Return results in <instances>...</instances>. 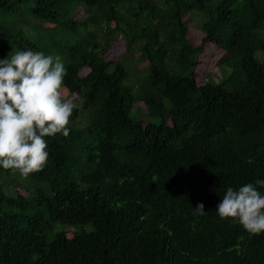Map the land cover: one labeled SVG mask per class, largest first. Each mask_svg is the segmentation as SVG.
Instances as JSON below:
<instances>
[{
    "label": "trees",
    "instance_id": "trees-1",
    "mask_svg": "<svg viewBox=\"0 0 264 264\" xmlns=\"http://www.w3.org/2000/svg\"><path fill=\"white\" fill-rule=\"evenodd\" d=\"M207 43L220 84L196 80ZM28 49L61 57L91 117L45 138L43 171L0 167V264H264V233L216 211L264 180V0H0V59ZM139 102L161 123L132 119Z\"/></svg>",
    "mask_w": 264,
    "mask_h": 264
},
{
    "label": "clouds",
    "instance_id": "clouds-1",
    "mask_svg": "<svg viewBox=\"0 0 264 264\" xmlns=\"http://www.w3.org/2000/svg\"><path fill=\"white\" fill-rule=\"evenodd\" d=\"M67 68L59 55L14 50L0 59V167L24 178L43 171L49 160L46 137H68L75 97L64 96ZM107 180V178H106ZM264 180L228 187L216 207L252 235L264 233ZM195 214L206 215L203 203Z\"/></svg>",
    "mask_w": 264,
    "mask_h": 264
},
{
    "label": "rangeland",
    "instance_id": "rangeland-1",
    "mask_svg": "<svg viewBox=\"0 0 264 264\" xmlns=\"http://www.w3.org/2000/svg\"><path fill=\"white\" fill-rule=\"evenodd\" d=\"M187 18V16H186ZM196 24L191 25L189 28V34L192 42L195 45L202 43L203 33L201 30L196 28ZM126 51V41L123 37H120L119 40L115 43L114 47L110 51L109 59H117ZM224 52L216 47L213 43H207L204 47L202 54L199 57V64L195 71L196 80L199 84H220L224 82L231 73V69L226 65L219 64V60L222 58ZM256 58L264 63V52L260 51L256 53ZM147 63H142L138 67L143 70L147 67ZM89 72L88 68L81 70L80 75L85 76ZM64 96L68 92L69 99L75 97L74 102L77 104V108L80 109V117L77 122V128L83 129L90 123V113L89 111L84 110L82 100L77 95H71L68 89H63ZM167 104L168 101H166ZM131 118L140 121L143 124L148 123H161L159 119L151 118L148 114L146 105L144 102L136 103L131 111ZM85 229L90 231L92 226L80 228L78 230ZM74 230L68 231V236H72Z\"/></svg>",
    "mask_w": 264,
    "mask_h": 264
}]
</instances>
